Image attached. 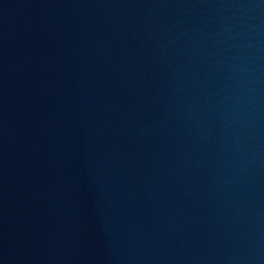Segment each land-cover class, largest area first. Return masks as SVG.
<instances>
[{"label":"water","instance_id":"1","mask_svg":"<svg viewBox=\"0 0 264 264\" xmlns=\"http://www.w3.org/2000/svg\"><path fill=\"white\" fill-rule=\"evenodd\" d=\"M0 264H264V0H0Z\"/></svg>","mask_w":264,"mask_h":264}]
</instances>
